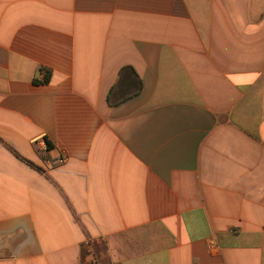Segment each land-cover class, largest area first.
Masks as SVG:
<instances>
[{
    "label": "crops",
    "instance_id": "crops-1",
    "mask_svg": "<svg viewBox=\"0 0 264 264\" xmlns=\"http://www.w3.org/2000/svg\"><path fill=\"white\" fill-rule=\"evenodd\" d=\"M0 264H264V0H0Z\"/></svg>",
    "mask_w": 264,
    "mask_h": 264
},
{
    "label": "built area",
    "instance_id": "built-area-1",
    "mask_svg": "<svg viewBox=\"0 0 264 264\" xmlns=\"http://www.w3.org/2000/svg\"><path fill=\"white\" fill-rule=\"evenodd\" d=\"M65 159L64 158H60L58 160L55 161V166H59V165H63L65 163Z\"/></svg>",
    "mask_w": 264,
    "mask_h": 264
},
{
    "label": "trees",
    "instance_id": "trees-1",
    "mask_svg": "<svg viewBox=\"0 0 264 264\" xmlns=\"http://www.w3.org/2000/svg\"><path fill=\"white\" fill-rule=\"evenodd\" d=\"M49 79H50V74L49 73H46L45 82H48Z\"/></svg>",
    "mask_w": 264,
    "mask_h": 264
}]
</instances>
